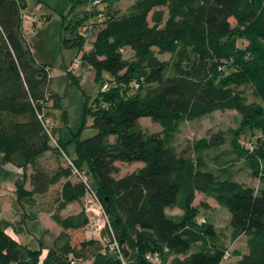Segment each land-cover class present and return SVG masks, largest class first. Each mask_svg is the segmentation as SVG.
I'll return each instance as SVG.
<instances>
[{
	"label": "trees",
	"instance_id": "16d2710c",
	"mask_svg": "<svg viewBox=\"0 0 264 264\" xmlns=\"http://www.w3.org/2000/svg\"><path fill=\"white\" fill-rule=\"evenodd\" d=\"M69 1L73 8L91 0ZM99 1L102 20L98 10L88 8L73 19L61 18V33L71 35L62 37V47L76 46L95 79L103 71L112 78L101 81L92 107L85 98L96 133L75 137L73 159L60 139L62 151L55 146V128L50 134L45 126L51 66L38 61L26 37V0H0V154L26 171L16 182L23 206L60 185L52 215L59 231L52 247L43 234L39 248L30 249L10 231L15 222L0 218V264H219L229 254L217 242L214 226L200 221L194 203L199 194L228 210L232 242L244 238V250H233L236 264H264V0H134L124 9L114 8L122 0ZM89 28L97 30L92 50L84 53L88 41L81 33ZM157 53L170 57L160 60ZM67 74L77 83L71 71ZM105 82L108 88L102 90ZM245 85L259 101L248 100ZM226 109L241 115L243 128L259 132L246 160L258 190L220 177L201 150L195 156L179 153L166 138L184 118ZM143 117L157 122L161 132L144 130ZM219 134L202 140L200 148L217 147ZM48 152L62 162L54 170L44 162ZM63 153L94 179L119 251L110 248L107 230L73 241L72 232L84 233L88 219L82 209L67 216L61 211L80 204L86 186ZM118 163L141 165L118 175ZM175 207L181 215L167 213Z\"/></svg>",
	"mask_w": 264,
	"mask_h": 264
},
{
	"label": "rangeland",
	"instance_id": "374dc122",
	"mask_svg": "<svg viewBox=\"0 0 264 264\" xmlns=\"http://www.w3.org/2000/svg\"><path fill=\"white\" fill-rule=\"evenodd\" d=\"M134 0H122L114 4V8L124 9L125 6ZM27 7L24 10L26 16L24 27L26 37L38 59L42 63L51 66L50 69V91L51 97L47 100L45 110L50 119L51 127L55 128L56 142L64 146L65 151L73 159L75 158V137L85 139L96 133L93 126L92 112L85 110V98H88V105L93 106V100L100 92L102 80H111V76L106 71L100 73L95 79L96 72L85 62H79L70 71L76 77L77 83L68 75L69 66L78 55V48L70 46L63 48L62 37L71 36L67 32L63 36L61 33L62 15L67 19L81 16L87 10L88 4H77L72 8L69 0H26ZM96 30L92 31L94 38ZM242 46L241 41L238 42ZM92 43L84 44V53L92 50ZM124 57L129 58L131 53L126 50ZM160 60H168L170 55L167 53H157ZM249 101H259L250 94L249 86H241ZM140 124L148 133L161 132V126L148 117L140 119ZM219 134L221 143L215 148L201 149L200 142L208 140L214 134ZM259 135L254 129L243 128L241 115L232 109L216 110L210 114L194 119L184 118L180 120L171 133L166 135L169 143L173 144L179 153L192 154L196 151L203 154L209 169L223 178L236 180L243 185L252 187L255 190L260 188L257 178L252 177L246 165V160L251 150L247 143H252L256 147V137ZM249 149V150H248ZM264 164V161H262ZM62 162L58 159L55 152H48L46 166L49 170H54L57 164ZM120 172L118 175H125L132 171L141 163H118ZM15 175L13 167L1 164L0 158V205L3 209L21 208L16 193ZM88 184L94 188L95 181L90 174H87ZM27 187L31 188L30 182ZM57 199V187L52 189L44 197L32 200L27 206V213H22L15 220V225L10 231L23 244L30 249H38L40 246L39 238L46 234L45 243L52 247L55 235L59 228L53 221L52 215L55 212ZM198 208V216L204 217L207 223L214 226L217 242L226 247L229 254L223 258L219 264H236L237 258L233 254L234 249L244 250V238H239L232 242L229 229V212L225 207L216 204L213 198L197 195L194 201ZM84 210V199L80 204L74 203L72 206L61 211L63 216L77 213ZM171 214H177V209L169 210ZM26 218V223H22ZM22 220V221H21ZM85 231L79 230L72 232V239L75 243L83 240ZM47 251V250H46ZM45 251V255H46ZM44 255V256H45ZM76 264H90V261H77ZM20 264V263H14ZM40 264H43L40 262Z\"/></svg>",
	"mask_w": 264,
	"mask_h": 264
},
{
	"label": "built area",
	"instance_id": "2783aa9c",
	"mask_svg": "<svg viewBox=\"0 0 264 264\" xmlns=\"http://www.w3.org/2000/svg\"><path fill=\"white\" fill-rule=\"evenodd\" d=\"M99 3H100L99 0H91L88 4V9L98 10L97 8L99 6ZM104 15H105V13L103 11H101V10L97 11V18L99 20L104 19ZM81 34L83 35L84 39L89 42L91 40L92 30H91V28H89L88 30L83 31ZM79 62H81L80 58L75 57V59L72 60L71 65L68 67L69 71L72 68H74L75 65H77ZM47 70H49V68H47ZM49 72H50V70H49ZM137 87H138V85L136 84L135 88H137ZM107 88H108V83L107 82L103 83L101 86V89L106 90ZM45 126H46L48 132H50V134H51L50 122L46 120ZM51 136L53 138L55 146H57L59 148V150L62 151L56 142L55 136L54 135H51ZM247 145L250 149H253L252 143H247ZM64 156L67 159V162L73 167V171H74L73 173L77 177H79V179L86 186V192L84 195V212H85V215H86L88 221H87V224L85 225V235L87 236V238L101 237L102 232L105 230L110 232L112 235V230H111V226L109 224V219L107 217V214H106L101 202L97 198L94 189L88 184L87 176L85 174L77 171V169L74 167L72 161L70 159H68L65 154H64ZM200 221L205 222V218L201 217ZM109 246L111 249H115V250L119 251L118 241L113 237V235H112V241L109 244ZM146 258L153 260V261L159 260V257L157 255H153V256L149 255ZM70 264H76V263L74 260H71Z\"/></svg>",
	"mask_w": 264,
	"mask_h": 264
},
{
	"label": "crops",
	"instance_id": "0c3cea01",
	"mask_svg": "<svg viewBox=\"0 0 264 264\" xmlns=\"http://www.w3.org/2000/svg\"><path fill=\"white\" fill-rule=\"evenodd\" d=\"M131 3V2H130ZM129 4V3H128ZM128 4L125 6V8L128 6ZM46 157H47V154H46ZM0 158H1V164L3 165V164H7L9 167H13V169L15 170V175L17 174L18 175V177L16 178V180H15V184H16V182L18 181V180H20V179H22L23 177H24V174H25V170H24V168H22V167H19V166H16V165H14L13 163H5L4 161H3V156H2V154H0ZM42 160H44L43 158H42ZM44 162L46 163V161L44 160ZM137 167V166H136ZM32 172V168L30 167L28 170H27V173L28 174H30ZM60 185H56L55 187H59ZM55 187H52V189H54ZM51 189V190H52ZM50 190V191H51ZM49 193V192H48ZM48 193H46V194H48ZM45 194V195H46ZM45 195H37L36 196V200L37 199H39V198H41V197H44ZM74 203H72V204H70V205H68V207L69 206H72ZM19 205H20V209L18 208V207H16V208H14L13 210H11V209H3L2 208V206L0 205V218H5V219H7V220H10V221H14L15 222V220L17 219V218H19L20 217V215L22 214V213H25L27 210V205H25V206H23L22 204H20L19 203ZM174 209H177L178 211H179V213H177V214H171V213H169L168 211L169 210H174ZM20 210H21V212H20ZM26 210V211H25ZM167 213L168 214H170V215H181V213H182V211L177 207H175V208H171V209H167ZM38 240H40V238L38 239Z\"/></svg>",
	"mask_w": 264,
	"mask_h": 264
}]
</instances>
